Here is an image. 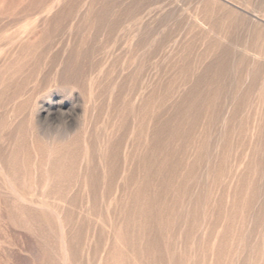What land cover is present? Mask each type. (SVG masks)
Instances as JSON below:
<instances>
[{
	"label": "rangeland",
	"instance_id": "374dc122",
	"mask_svg": "<svg viewBox=\"0 0 264 264\" xmlns=\"http://www.w3.org/2000/svg\"><path fill=\"white\" fill-rule=\"evenodd\" d=\"M0 264H264V0H0Z\"/></svg>",
	"mask_w": 264,
	"mask_h": 264
}]
</instances>
